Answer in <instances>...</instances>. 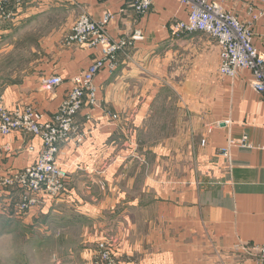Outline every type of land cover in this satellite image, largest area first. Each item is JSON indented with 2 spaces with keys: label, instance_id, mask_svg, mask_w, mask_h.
Instances as JSON below:
<instances>
[{
  "label": "crops",
  "instance_id": "obj_1",
  "mask_svg": "<svg viewBox=\"0 0 264 264\" xmlns=\"http://www.w3.org/2000/svg\"><path fill=\"white\" fill-rule=\"evenodd\" d=\"M210 1L253 24L264 53V0ZM84 12L97 21L111 13L112 38L142 37L96 77L97 103L77 117L83 142L61 143L65 190L18 218V192L0 187V230L17 226V247L46 249L47 264H94L98 242L109 239L118 264H254L237 245L264 243V98L249 69L219 72L220 48L209 35L176 29L189 21L187 5L153 0L139 15L131 0H17V17L0 20V33L11 36L17 24L40 57L19 82L0 83V103L34 104L47 119L57 113L96 52L63 43ZM54 74L63 84L43 90L41 80ZM245 136L248 146L236 143ZM6 144L0 177L35 163L42 149L23 131L0 135ZM26 224L29 233L20 231Z\"/></svg>",
  "mask_w": 264,
  "mask_h": 264
},
{
  "label": "built area",
  "instance_id": "obj_2",
  "mask_svg": "<svg viewBox=\"0 0 264 264\" xmlns=\"http://www.w3.org/2000/svg\"><path fill=\"white\" fill-rule=\"evenodd\" d=\"M178 1L188 6L189 21L178 23L176 29L209 35L220 48L219 72L235 77L242 69H249L253 77L252 87L264 98V53L253 43V24L240 20L236 14L210 0ZM131 3L139 15H146L153 6V0H131ZM16 14L17 0L0 1V20L14 21ZM260 15H264V11ZM112 18L111 13H106L101 21H97L84 12L64 37L65 45L87 46L96 52L89 67L71 79L72 87L52 118L47 119L45 112L34 104L21 103L9 108L0 103V135L9 136L23 131L42 142L35 163L0 177L1 189L11 188L18 192L14 202V213L18 218L30 215L35 208L65 190L69 171L58 158L61 143L83 142L86 132L77 117L84 107H94L97 103L96 77L107 67L115 69L118 54L133 45V39L142 37L138 33L131 40L127 36L112 38L108 33ZM63 82L61 76L54 74L41 80V88L54 93ZM107 114L115 121L120 118L118 114ZM236 143L248 146L247 137ZM10 149L8 144L0 146V159ZM221 154L229 158V149H223ZM237 249L253 254L254 264H264V243L253 245L242 242ZM94 257V264H118L113 246L107 240L99 242Z\"/></svg>",
  "mask_w": 264,
  "mask_h": 264
},
{
  "label": "rangeland",
  "instance_id": "obj_3",
  "mask_svg": "<svg viewBox=\"0 0 264 264\" xmlns=\"http://www.w3.org/2000/svg\"><path fill=\"white\" fill-rule=\"evenodd\" d=\"M15 27L16 28L11 33V36L7 35L3 37V35H1L0 33V83L3 85H5L6 83L10 84L16 81L19 82L21 80V77L30 71L31 61L32 63H35L36 59L40 57L38 49H33L30 46V34L28 32L23 33L22 31L20 32L19 30H17V24ZM69 180L70 173L69 179L66 182V186ZM13 214V216L16 217L15 213ZM41 219L42 217H40L38 221H40ZM38 224L39 223H37V225ZM4 228L5 230H0L3 231L2 235L0 234V237H4L0 238V264H47V261L45 260V254L48 253V251H46V249L38 247V250H34L35 252H33V249L35 248L34 245L32 247L30 246L31 249H29L28 246L19 248L17 247V240H15L13 238L14 236L11 235V232L14 229H17V226L14 227L12 224H7L4 226ZM32 228V226L26 224L22 226L20 231L29 233L30 231H32ZM39 231L40 229L35 232L38 233ZM107 241L112 245V243L110 242L111 239ZM27 242H29V240ZM98 244L96 246V249L98 247ZM96 249H94L92 257L93 261L95 258L94 254ZM35 253H37V255H35ZM54 259L55 257H53L52 260H49L48 264H57L58 259Z\"/></svg>",
  "mask_w": 264,
  "mask_h": 264
}]
</instances>
